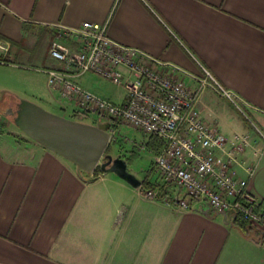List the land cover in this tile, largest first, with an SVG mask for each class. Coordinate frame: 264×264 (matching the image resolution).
<instances>
[{
  "label": "crops",
  "instance_id": "1",
  "mask_svg": "<svg viewBox=\"0 0 264 264\" xmlns=\"http://www.w3.org/2000/svg\"><path fill=\"white\" fill-rule=\"evenodd\" d=\"M85 22L108 24L113 41L146 54L198 91L208 124L227 136L250 135L254 146L241 160L254 169L251 192L264 200V0H0V46L7 47L0 49V82L9 83L16 70L32 71L29 77L37 72L44 80L42 90L32 84L36 98L76 118L74 105L60 101L45 70L55 65L49 57L55 28ZM78 82L115 104L125 102V96L115 102L94 91L88 80ZM5 131L0 130V264H264L263 227L246 222L253 229L246 234L233 224L241 218L234 212L214 214L203 202L178 212L165 200L176 191L156 173L158 139H149L157 151L153 168L141 179L132 174L140 182L136 187L114 173L80 174L34 140ZM124 161L130 172L131 163ZM147 190L157 192L156 202L144 197Z\"/></svg>",
  "mask_w": 264,
  "mask_h": 264
},
{
  "label": "built area",
  "instance_id": "2",
  "mask_svg": "<svg viewBox=\"0 0 264 264\" xmlns=\"http://www.w3.org/2000/svg\"><path fill=\"white\" fill-rule=\"evenodd\" d=\"M49 57L55 65L45 70L48 84L59 91L60 101L74 105L77 119L97 117L109 127L111 139L127 126L161 142L156 173L175 189L176 194L165 195V200H171L178 212L192 211L194 203L203 202L214 214L234 212L251 226L264 228V200L250 190L254 169L244 167L241 160L253 148L252 138L248 134L227 136L208 124L198 106V91L166 73L146 54L113 41L108 24L56 27ZM89 73L123 87L125 102L115 104L82 87L78 80ZM215 83L240 109L233 96ZM144 197L158 200L154 190L145 191Z\"/></svg>",
  "mask_w": 264,
  "mask_h": 264
},
{
  "label": "water",
  "instance_id": "3",
  "mask_svg": "<svg viewBox=\"0 0 264 264\" xmlns=\"http://www.w3.org/2000/svg\"><path fill=\"white\" fill-rule=\"evenodd\" d=\"M13 124L27 137L77 167L80 174H94L100 168L114 173L132 186L140 182L127 171L124 160L106 155L111 143L107 125L94 126L50 113L37 104L20 100L6 111ZM104 158L108 159L103 163Z\"/></svg>",
  "mask_w": 264,
  "mask_h": 264
},
{
  "label": "rangeland",
  "instance_id": "4",
  "mask_svg": "<svg viewBox=\"0 0 264 264\" xmlns=\"http://www.w3.org/2000/svg\"><path fill=\"white\" fill-rule=\"evenodd\" d=\"M35 54L39 55V50H37ZM20 72V70H16L15 73H12L8 77L9 83H3L4 81L0 82V124L2 126V130H6L5 132L9 133L8 136H11L14 139L18 140H20L21 138H23L21 140L30 139L13 124L12 118L8 114H6V111L9 108H13V106H15V104L20 100H26L37 104L50 113L66 117L70 120H77L94 126L102 125L97 117L93 115L87 117L86 120H80L75 118L71 112H65L62 109L60 110L59 107L57 108L56 105L54 106V102V104L52 103V106L40 102L36 98L37 90H35L34 87L36 85L39 89L42 90L40 86L42 85L44 78L41 77L39 73L34 71L33 76L30 77L29 75H27V73H30L32 71L22 69V72L25 73ZM88 75H90L89 79H87V77H84L80 78L81 80L79 79V81L84 84V82L88 80L89 85H92L94 91H100L103 94L108 93L110 96H112V98L110 97V99L114 98L113 101L115 102L122 100V98L126 95L123 87H119L115 83L105 80L95 74L89 73L87 74V76ZM29 79H32L33 83ZM11 81L15 82L11 83ZM32 84L35 85L33 86ZM9 103L11 104L7 105ZM233 108L239 111L238 109H236V107ZM216 110L220 112L219 108H217ZM239 114L241 115V117L244 116L243 113ZM226 117L227 116L225 114H221V118L223 121L224 119H227ZM221 124V126H223L224 123L221 122ZM150 137L151 136L144 135L143 133L138 132L131 127L122 126L111 139V156L114 159H122L128 162L131 161L129 167L130 173L134 175L137 174V176L141 179L146 170H151L153 168L154 155L157 154V151L153 150L149 145ZM104 159L102 160V162L104 161Z\"/></svg>",
  "mask_w": 264,
  "mask_h": 264
},
{
  "label": "trees",
  "instance_id": "5",
  "mask_svg": "<svg viewBox=\"0 0 264 264\" xmlns=\"http://www.w3.org/2000/svg\"><path fill=\"white\" fill-rule=\"evenodd\" d=\"M154 138V137H152ZM155 139V138H154ZM160 146V144H159ZM111 145H109V147L107 148L106 150V155H111V152H112V149H111ZM131 161H129L130 163ZM100 172H102V170L100 168H98L96 171H95V175H98ZM234 225H236L238 228H240L244 233L248 234L250 233L251 231H253V229L246 223L244 222V220H242L241 218H239L238 216L236 217V219L234 220Z\"/></svg>",
  "mask_w": 264,
  "mask_h": 264
},
{
  "label": "flooded vegetation",
  "instance_id": "6",
  "mask_svg": "<svg viewBox=\"0 0 264 264\" xmlns=\"http://www.w3.org/2000/svg\"><path fill=\"white\" fill-rule=\"evenodd\" d=\"M16 105H17V103L15 104V106H13L14 109L16 108ZM107 162H108V159L105 158L104 161H103V163H107Z\"/></svg>",
  "mask_w": 264,
  "mask_h": 264
}]
</instances>
